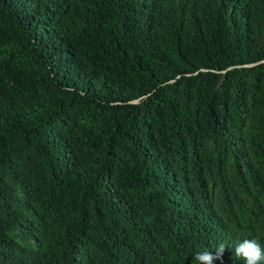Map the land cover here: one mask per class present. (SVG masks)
Returning <instances> with one entry per match:
<instances>
[{
  "label": "trees",
  "instance_id": "obj_1",
  "mask_svg": "<svg viewBox=\"0 0 264 264\" xmlns=\"http://www.w3.org/2000/svg\"><path fill=\"white\" fill-rule=\"evenodd\" d=\"M0 264H264V0H0Z\"/></svg>",
  "mask_w": 264,
  "mask_h": 264
}]
</instances>
